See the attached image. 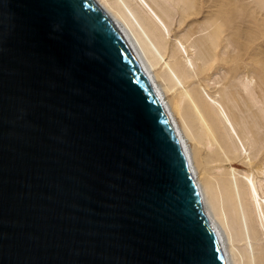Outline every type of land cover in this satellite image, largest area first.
I'll return each instance as SVG.
<instances>
[{
  "label": "water",
  "instance_id": "95a60500",
  "mask_svg": "<svg viewBox=\"0 0 264 264\" xmlns=\"http://www.w3.org/2000/svg\"><path fill=\"white\" fill-rule=\"evenodd\" d=\"M0 264H227L178 130L96 0H0Z\"/></svg>",
  "mask_w": 264,
  "mask_h": 264
},
{
  "label": "bare ground",
  "instance_id": "6f19581e",
  "mask_svg": "<svg viewBox=\"0 0 264 264\" xmlns=\"http://www.w3.org/2000/svg\"><path fill=\"white\" fill-rule=\"evenodd\" d=\"M96 1L136 55L178 130L227 264H236V249L248 264H264V139L255 125L235 122L211 86L214 72L205 67L216 56L215 21L182 34L180 11L189 0Z\"/></svg>",
  "mask_w": 264,
  "mask_h": 264
},
{
  "label": "rangeland",
  "instance_id": "374dc122",
  "mask_svg": "<svg viewBox=\"0 0 264 264\" xmlns=\"http://www.w3.org/2000/svg\"><path fill=\"white\" fill-rule=\"evenodd\" d=\"M187 5L180 11L182 34L210 20L216 23V56L205 67L207 73L214 72L210 83L216 85V98L235 122L255 125L264 139V0H189ZM164 96L169 100V93L164 91ZM234 263L248 264V259L236 249Z\"/></svg>",
  "mask_w": 264,
  "mask_h": 264
}]
</instances>
